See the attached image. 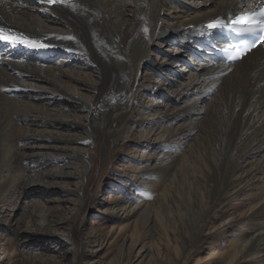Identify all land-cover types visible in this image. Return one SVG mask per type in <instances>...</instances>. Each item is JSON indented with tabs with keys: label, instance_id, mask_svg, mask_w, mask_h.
I'll return each mask as SVG.
<instances>
[{
	"label": "rangeland",
	"instance_id": "374dc122",
	"mask_svg": "<svg viewBox=\"0 0 264 264\" xmlns=\"http://www.w3.org/2000/svg\"><path fill=\"white\" fill-rule=\"evenodd\" d=\"M169 2L166 5L176 14L200 3L199 0H175L173 5ZM48 17L42 19V25L53 29ZM150 54V62L140 74L148 91L135 98L131 111V120L139 122L128 125L116 146H110L100 134L87 131L91 137L87 145L59 143L50 149L48 143L43 144L45 141L27 138L26 132L33 130L38 138H86L80 127L85 123L83 111L77 105L67 108L69 114L64 118L57 112L64 104L52 99V102L29 101L32 102L30 109L23 104L11 106V125L23 136L20 138L18 132L3 141L17 153L13 163L8 160L0 168V264H20L29 255L40 261L47 260V264H264V250L260 255L253 250L243 256L235 254L254 237L255 226L258 230L263 223L258 218L246 217L253 205L264 199V149L240 165L237 175L245 176L243 185L247 184L248 177L255 176L247 189L233 200H225L224 196L227 198L237 188H226L229 180L237 175L224 174L229 164L222 166L217 159L218 142L226 136L228 109L221 107L223 102L217 99L216 92L203 89L193 110L190 108L192 96L177 99L183 89L190 87L191 79L202 82L203 77L195 71L202 61H193L175 41H155ZM77 58L80 56L54 55L47 64H40L64 71L80 67V78L97 79V70L83 61L80 64ZM19 78L25 88L42 86L25 75ZM93 87L78 86V91L85 100L91 99L89 92ZM25 88L12 90L9 98L23 102L29 94ZM156 88L159 89L154 91ZM87 103L91 115H97L99 102ZM215 108L220 109L215 111ZM258 110L264 117L263 109ZM164 115L166 118H162ZM191 116L195 121L190 120ZM65 120L80 125L66 129L45 124ZM153 120L172 131L186 130L194 123V134L175 141L180 146L177 149L181 158L174 169L185 158L189 165L178 174L184 177L181 184L178 176L171 181L175 170H164L159 185L150 186L149 176L156 172L148 168L152 169L164 153L150 145V140L157 138L155 134L147 135ZM189 148L193 156L187 153ZM73 153L84 155L86 162L73 157ZM196 161L208 176L204 177ZM168 185V191L163 190ZM242 212L246 214L242 216ZM260 238L261 235L256 236L253 243ZM71 239L83 243L79 252ZM102 239L104 243L100 244ZM144 249H149L147 257L135 261Z\"/></svg>",
	"mask_w": 264,
	"mask_h": 264
},
{
	"label": "bare ground",
	"instance_id": "6f19581e",
	"mask_svg": "<svg viewBox=\"0 0 264 264\" xmlns=\"http://www.w3.org/2000/svg\"><path fill=\"white\" fill-rule=\"evenodd\" d=\"M169 1V4H175V0ZM262 1L203 0L200 2L199 0L200 3L194 4L193 9L188 8L186 11L178 12L182 14H176L166 5L167 0H56L53 4L45 0H0V29L4 30L3 35L11 37L0 40V168H4L8 160L13 163L17 153L3 144V141L6 138L10 139L12 135H17L18 132L20 138L23 136L19 129L11 125L9 109L13 104H23L26 109H30L32 100L35 99H45L48 102H52L50 100L52 99L64 104L57 111L64 118L69 114L67 108L77 105L85 114L83 117L85 123L80 127L85 131L86 136L87 131L98 133L110 146H116L128 125L139 122V120H131V111L134 109L135 98L148 91V87L143 84L144 76L140 77V74L144 65L150 62V47L155 41L171 40L194 58L193 61L199 59L202 61L195 68L199 76L203 77L202 82L191 79L190 87L183 89L177 99L184 95L192 96L190 108L193 110L203 89L210 93L216 92L217 99L223 102L221 107L228 109L225 120L226 136L223 141L221 137L218 142L217 159L218 164L222 166L229 164L224 174L236 176L246 158L264 149V117L259 115L260 110H258L262 108L264 112V46L258 45L236 64L217 63L210 58L214 40L201 25L215 17L224 16L227 19L237 13L250 11ZM47 17L52 20L50 26L53 29L42 25V19ZM54 55L80 56L77 61L80 64L83 61L90 64V67L93 66L97 70L98 78L95 80L86 76H84L85 80L80 78L82 77L79 73L80 67L64 71L40 64H47ZM21 75L32 78L35 84L40 82L42 86L23 87L19 78ZM89 85H94L93 90L89 92L92 93V97L85 100L83 93L78 91V86ZM19 88L29 89V94L23 102L9 98L8 93L18 91ZM34 92L39 93V96ZM91 100L99 102L97 115H91V111L87 109L90 106L87 102ZM253 103L256 105H251ZM219 109L213 110L219 111ZM166 115L162 118H166ZM192 117L194 116L190 117L191 121L194 120ZM45 124L66 129L78 128L80 125L76 121L74 123L68 120ZM193 124L186 130L176 128L172 131L163 127L158 121L151 122L147 135L155 134L157 138L151 139L150 145L154 150L157 147L162 149L164 153L156 159L157 163L153 164L152 169L148 168L156 172L149 176L152 180L150 186H158L165 172L175 170L176 162L181 158L177 149L180 146L175 141L179 138L187 139L194 134ZM26 133L25 136L29 139L45 141L46 143L43 144L48 143L50 149H54L59 143L76 145L91 143L90 136L74 140L68 137L61 139L58 136L38 138L33 130H28ZM187 153L191 156L194 154L190 148ZM72 156L86 162L84 155L73 153ZM186 162L187 158L177 167L172 182L181 173V169L189 167ZM196 164L197 168L201 167L199 161H196ZM210 166L215 169L212 162ZM201 170L202 174H205L204 177L208 176L203 168ZM244 177L237 175L229 180L225 185L226 188H237L227 195V198L224 196L225 200L231 201L239 196L255 178L251 175L247 184L243 185L241 181ZM178 179L180 184L181 180L184 181V177L182 179L178 176ZM170 185L163 190L168 191ZM166 194H162L161 197H165ZM138 208L141 209L143 206ZM130 213L131 211L127 214ZM253 213L255 215H252ZM241 214L244 216L246 212ZM246 218H258L263 223L258 230L254 223V233H256L254 237L236 248V252L234 249V252L242 256L250 250L257 254L262 253L264 227L261 225L264 224V199L253 205ZM259 235L261 238L257 243H253V239ZM102 243H104L103 239L102 242L100 241V244ZM71 244L78 252L83 246V243H75L73 239ZM141 253L135 261L140 258L144 260L149 249H144ZM20 264H47V260L40 261L34 255H29L22 259Z\"/></svg>",
	"mask_w": 264,
	"mask_h": 264
},
{
	"label": "snow or ice",
	"instance_id": "6c2138e0",
	"mask_svg": "<svg viewBox=\"0 0 264 264\" xmlns=\"http://www.w3.org/2000/svg\"><path fill=\"white\" fill-rule=\"evenodd\" d=\"M45 2L53 4L56 0H45ZM227 23L233 25L235 31H243L249 35L255 36L256 39H254L251 45H249V47H254L258 41H264V3L259 4L254 11L236 15ZM217 26H222L220 19H216L207 25L210 30L216 28ZM3 32L4 30L0 29V40L11 38L10 36L3 35ZM257 33H260V35H257ZM243 52L244 49H240L236 56H231L230 58H240V54Z\"/></svg>",
	"mask_w": 264,
	"mask_h": 264
},
{
	"label": "water",
	"instance_id": "95a60500",
	"mask_svg": "<svg viewBox=\"0 0 264 264\" xmlns=\"http://www.w3.org/2000/svg\"><path fill=\"white\" fill-rule=\"evenodd\" d=\"M207 22H209V20L207 21ZM206 23V22H205ZM203 28H204V26H202Z\"/></svg>",
	"mask_w": 264,
	"mask_h": 264
}]
</instances>
